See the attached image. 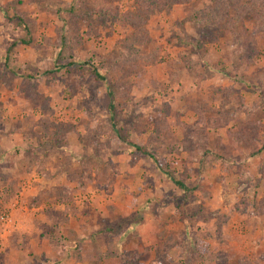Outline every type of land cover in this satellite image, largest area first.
I'll return each mask as SVG.
<instances>
[{"label":"rangeland","instance_id":"rangeland-1","mask_svg":"<svg viewBox=\"0 0 264 264\" xmlns=\"http://www.w3.org/2000/svg\"><path fill=\"white\" fill-rule=\"evenodd\" d=\"M211 129L264 149V0H0L1 264L88 203L121 264H264V169L187 164ZM32 172L58 182L42 208Z\"/></svg>","mask_w":264,"mask_h":264},{"label":"crops","instance_id":"crops-1","mask_svg":"<svg viewBox=\"0 0 264 264\" xmlns=\"http://www.w3.org/2000/svg\"><path fill=\"white\" fill-rule=\"evenodd\" d=\"M228 86L229 85H226V87ZM236 88L237 87H234V89ZM249 95L251 96V94ZM249 95L246 93L245 95L243 94V101L245 104H248V102L254 99V97L249 98ZM211 131L219 140V143H217L214 148H209L210 153L204 154L201 149L200 152L198 150V158H188V165H193V168L201 165L205 169L213 166V169L216 171L222 168L236 171L238 166L248 167V164L253 163L255 169L260 171V173L262 172L264 169V149H254L249 153L245 146L241 148V145H243L241 142H236L237 140L235 137L226 134L225 130L224 135H222L223 132L220 133L218 129H211ZM212 153H215L218 157L215 158ZM220 155H223L225 160H221L219 157ZM42 173L32 172L26 175L21 182L22 189L20 190L22 196H27L29 194L36 195L39 192L44 193L43 200L40 203L41 207L39 208L45 206L49 201H55L54 191L58 186L56 176L53 177L49 173L43 175ZM28 176H30V178ZM201 181L205 182L206 178H202ZM65 182L70 183L69 180ZM66 183L64 185H66ZM89 205V212L79 210L75 215L67 209L64 214H61L59 219L48 214L49 212L40 213V216L43 217L48 225V227H46L47 231H38L36 228L27 230L28 236L26 238L22 236L21 239L18 240V242L25 241L24 243L21 242L20 244L13 245V247L8 243L9 245L4 255L2 254L3 259L11 260L13 264L15 263L13 259L18 254V260L21 262L20 264H121L122 257L116 250V252H112V244L105 241L100 242V239L103 238L104 235L107 236V233L101 230L105 229L106 225L104 219L110 218L109 215L101 216L98 210H94L96 208H94L95 206L93 204L88 203L86 206ZM32 210H38V207L31 208L30 212ZM12 212L10 214H12ZM15 212H17V210H15ZM128 227H133V224L129 222ZM11 228L6 226V228L0 230V251L5 249L8 235L11 233L10 231H15L17 228L19 229V226L16 224L15 227L14 223ZM137 228L138 225H136V229ZM128 231L130 230L127 229L123 231L122 234ZM114 245L117 247V244L114 243ZM76 247L78 248L76 249ZM76 251H78L79 254H76ZM115 253H117L116 256ZM76 255H79V260L76 259ZM21 257H23V259H21ZM35 258L38 260L36 261ZM7 263L5 262V264Z\"/></svg>","mask_w":264,"mask_h":264},{"label":"trees","instance_id":"trees-1","mask_svg":"<svg viewBox=\"0 0 264 264\" xmlns=\"http://www.w3.org/2000/svg\"><path fill=\"white\" fill-rule=\"evenodd\" d=\"M21 21V20H20ZM19 21V22H20ZM21 23V22H20ZM93 73L96 75V77H98L99 79H101V80H104V76L100 73V72H98L97 70H93ZM107 94H108V96H109V98H110V103H109V109L111 110V111H114V105H113V94H112V91H111V89L109 88L108 89V92H107ZM192 140V142L193 143H195L196 142V140H194V139H191ZM195 141V142H194ZM132 146H134V148L137 150V151H139V152H141V153H143V154H146V155H149L150 157H152L150 154H149V152L144 148V147H142V146H140V145H137V144H132ZM221 159H224V156L223 155H220L219 156ZM225 160V159H224ZM168 177L170 178V179H172V181L176 184V186L178 187V188H180V189H183V188H185V185H184V183L183 182H181L180 180H177V179H174V178H172L171 177V175H168ZM160 260V259H159ZM159 264H161V261H159Z\"/></svg>","mask_w":264,"mask_h":264},{"label":"built area","instance_id":"built-area-1","mask_svg":"<svg viewBox=\"0 0 264 264\" xmlns=\"http://www.w3.org/2000/svg\"><path fill=\"white\" fill-rule=\"evenodd\" d=\"M6 216H1V220L4 221Z\"/></svg>","mask_w":264,"mask_h":264}]
</instances>
